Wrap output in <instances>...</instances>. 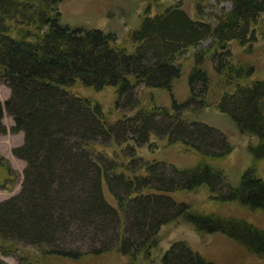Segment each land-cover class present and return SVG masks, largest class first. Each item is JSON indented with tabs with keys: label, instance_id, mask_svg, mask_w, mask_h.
Masks as SVG:
<instances>
[{
	"label": "trees",
	"instance_id": "obj_1",
	"mask_svg": "<svg viewBox=\"0 0 264 264\" xmlns=\"http://www.w3.org/2000/svg\"><path fill=\"white\" fill-rule=\"evenodd\" d=\"M229 1L231 10L215 22L194 20L180 5H160L154 15L146 8L130 32L129 50L114 33L62 23V0H0V83L11 90L0 102V133L8 131L3 122L7 112L13 118L12 132H24V143L13 154L26 162L21 190L0 200L1 255H15L18 264H90V257L115 252L132 264H151L161 251V228L182 219L198 233H221L264 258L263 228L241 218L194 212L169 195L207 186L215 202L237 201L264 211V177L257 169L264 159V79L252 78L254 66L222 57L231 53L233 39L241 45L257 40L264 0ZM209 38L213 42L195 54L188 76L190 96L179 103L172 94L171 107L148 108L137 98L132 116L122 113L124 117L111 121L101 103L73 91L113 86L116 107L139 85L172 90L182 73L180 54ZM218 50V75L229 89L217 107L256 139L249 147L253 164L237 186L224 191L219 189L223 172L213 162L231 152L227 139L210 126L188 131L181 123L188 111H195L190 106L194 102L207 106L197 86L208 93L210 79L203 64ZM159 114L177 117L167 125L166 136L200 155L194 168L172 164L167 172L160 170L162 162L137 154L125 162L109 155L106 149L112 143L129 136L147 141L158 134L161 130L151 118ZM134 161L140 165L133 166ZM12 172L0 153V184ZM159 262L213 264L186 240L173 243ZM0 264L9 263L0 256Z\"/></svg>",
	"mask_w": 264,
	"mask_h": 264
},
{
	"label": "rangeland",
	"instance_id": "obj_2",
	"mask_svg": "<svg viewBox=\"0 0 264 264\" xmlns=\"http://www.w3.org/2000/svg\"><path fill=\"white\" fill-rule=\"evenodd\" d=\"M200 5V14L197 12ZM170 5H180L194 20L201 19L205 22H215L216 16L231 10L232 3L229 0H62L60 10L62 12V23L71 27H81L84 29H101L106 33H114L118 42L132 50L129 35L130 32L139 25L140 19L146 8L154 15L159 7ZM257 40L241 45L237 40L229 42L230 54L222 55L229 58L233 63H244L255 68L253 79H264V14L261 16L256 27ZM213 42V38L202 40L197 47L190 48L180 54L177 60L181 64L182 73L173 80L172 90L164 88H150L139 85L132 94L123 95L119 104L115 107L117 89L113 86L106 87L102 91H95L83 87H75L73 91L83 97H89L102 104L105 113L111 121L117 118L132 116V103L139 98L145 107H171L172 94L183 102L190 96L188 84L189 73L196 62V53L199 49L208 47ZM214 51L206 56L203 67L206 69L210 79L208 93H205L199 86L197 90L200 98H206V107H201L200 102H194L191 109L185 114V119L181 121L188 131L194 129L203 130V125L210 126L221 132L227 139L231 152L222 160H216L213 165L221 169L224 175V185L226 187L237 186L240 183L244 171L253 164V156L249 147L256 142L253 136L242 133L234 121L217 107V101L223 92L228 90L227 84L218 75L217 67L221 60L220 51L214 55ZM223 54V53H222ZM11 90L6 85L0 83V102L4 104L9 98ZM132 98V99H129ZM134 100V101H133ZM122 113L125 114L122 116ZM180 113V112H178ZM173 115H153L151 124L159 131L158 134L150 135L147 141L134 140L126 137L122 143L117 141L106 149L109 155L125 162L126 158L137 154L148 161L162 162L160 170L169 172L171 165L180 168H194L200 162V155L197 152L186 148L181 143L169 141L166 136L167 125L176 120ZM4 124L7 126V133H0V153L4 155L13 170L9 179L3 180L0 184V200H6L16 195L22 187L24 169L26 162L13 154V149L24 143V132H12L14 125L13 118L4 113ZM127 122V121H126ZM216 135V134H215ZM218 135V134H217ZM216 135V136H217ZM129 138V139H128ZM110 142V141H109ZM126 157V158H125ZM139 161V160H138ZM134 161L133 166H139L140 162ZM258 174L264 177V159L257 163ZM169 176V174H167ZM169 195L178 203H186L191 206V210L201 214H216L225 218L245 219L257 227L264 229V211L244 206L240 202L218 203L210 198L207 186H202L192 190H182L171 192ZM107 200L114 206L117 202L109 193ZM160 243L161 251L155 252L154 260L151 264H161L159 255L166 251L173 243L186 240L191 247L199 252L206 260L213 264H264V258L250 253L245 247L231 240L221 233H198L194 228L179 219L164 225L161 228ZM9 264H18L15 255H1ZM88 258L90 264H132L129 259L118 253L112 252L94 259ZM87 261V262H88ZM141 261H139V264ZM89 264V263H88ZM149 264V263H144Z\"/></svg>",
	"mask_w": 264,
	"mask_h": 264
}]
</instances>
